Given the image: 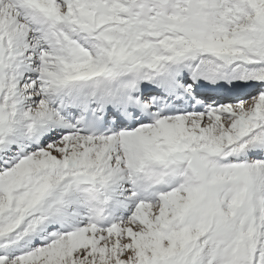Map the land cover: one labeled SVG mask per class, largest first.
<instances>
[{
	"label": "snow or ice",
	"instance_id": "1",
	"mask_svg": "<svg viewBox=\"0 0 264 264\" xmlns=\"http://www.w3.org/2000/svg\"><path fill=\"white\" fill-rule=\"evenodd\" d=\"M0 264H264V0H0Z\"/></svg>",
	"mask_w": 264,
	"mask_h": 264
}]
</instances>
